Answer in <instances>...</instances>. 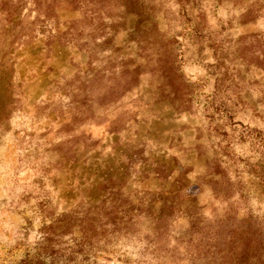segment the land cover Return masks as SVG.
Masks as SVG:
<instances>
[{
	"label": "rangeland",
	"instance_id": "374dc122",
	"mask_svg": "<svg viewBox=\"0 0 264 264\" xmlns=\"http://www.w3.org/2000/svg\"><path fill=\"white\" fill-rule=\"evenodd\" d=\"M0 264H264V0H0Z\"/></svg>",
	"mask_w": 264,
	"mask_h": 264
},
{
	"label": "trees",
	"instance_id": "16d2710c",
	"mask_svg": "<svg viewBox=\"0 0 264 264\" xmlns=\"http://www.w3.org/2000/svg\"><path fill=\"white\" fill-rule=\"evenodd\" d=\"M63 2H65L66 4H70V3H72L74 0H62ZM5 4H8L7 2L5 3ZM6 8V10L8 9V8H10L11 9V7H5ZM47 8H49V6H47ZM12 9H13V6H12ZM3 10V9H2ZM48 10H51L50 8L49 9H46V10H44V12H46V11H48ZM5 11V10H4ZM223 257V256H222Z\"/></svg>",
	"mask_w": 264,
	"mask_h": 264
}]
</instances>
